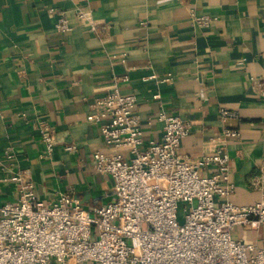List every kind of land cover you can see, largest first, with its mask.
Segmentation results:
<instances>
[{"label": "crops", "instance_id": "0c3cea01", "mask_svg": "<svg viewBox=\"0 0 264 264\" xmlns=\"http://www.w3.org/2000/svg\"><path fill=\"white\" fill-rule=\"evenodd\" d=\"M87 6L96 33L75 15ZM57 12L66 13L72 32L56 29ZM193 14L210 17L209 25ZM114 78L137 97L145 146L163 140L161 112L189 124L179 154L192 160L213 153L225 128L238 131L221 142L235 185L230 201L262 199L264 0H0V205L19 200V177L47 205L69 195L93 211L115 199L112 178L93 162L96 152H114L101 134L108 119L88 121ZM221 109L238 116L223 123ZM41 121L54 131L50 155ZM233 236L262 247L264 225L238 227Z\"/></svg>", "mask_w": 264, "mask_h": 264}, {"label": "built area", "instance_id": "2783aa9c", "mask_svg": "<svg viewBox=\"0 0 264 264\" xmlns=\"http://www.w3.org/2000/svg\"><path fill=\"white\" fill-rule=\"evenodd\" d=\"M57 13L56 29L72 32L66 13ZM75 15L90 32H97L88 6L76 9ZM192 19L204 26L211 21L195 14ZM119 81L114 78L113 88L97 99L96 113L88 117L97 123L108 119L101 134L114 152H96L93 162L97 173L112 178L115 199L93 211L69 195L47 205L38 199L34 184L19 177V200L0 205V264H264V245L233 236L238 227L264 225V191L253 205L230 201L235 185L230 156L221 142L240 133L225 128L213 153L192 160L179 154L189 124L161 112L163 140L145 146L137 97L122 93ZM237 116L220 110L223 123ZM38 131L50 155L56 147L54 131L44 121ZM206 169L210 173L202 174Z\"/></svg>", "mask_w": 264, "mask_h": 264}]
</instances>
